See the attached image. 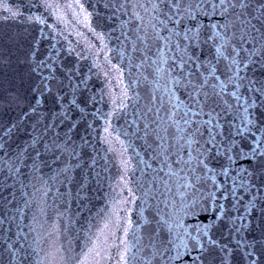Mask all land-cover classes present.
Wrapping results in <instances>:
<instances>
[{
    "label": "snow or ice",
    "instance_id": "6c2138e0",
    "mask_svg": "<svg viewBox=\"0 0 264 264\" xmlns=\"http://www.w3.org/2000/svg\"><path fill=\"white\" fill-rule=\"evenodd\" d=\"M0 264H264V0H0Z\"/></svg>",
    "mask_w": 264,
    "mask_h": 264
}]
</instances>
